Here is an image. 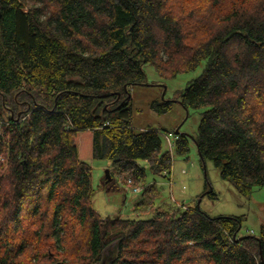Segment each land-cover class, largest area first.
<instances>
[{"label": "trees", "instance_id": "16d2710c", "mask_svg": "<svg viewBox=\"0 0 264 264\" xmlns=\"http://www.w3.org/2000/svg\"><path fill=\"white\" fill-rule=\"evenodd\" d=\"M144 64L162 78L204 64L178 97L202 110L200 158L245 197L264 187V0H0V264H96L114 242L110 264H264V225L238 236L242 216L92 206L89 160L129 166L135 184L140 161L172 171L160 132L133 127ZM174 134L187 157L190 136Z\"/></svg>", "mask_w": 264, "mask_h": 264}, {"label": "rangeland", "instance_id": "374dc122", "mask_svg": "<svg viewBox=\"0 0 264 264\" xmlns=\"http://www.w3.org/2000/svg\"><path fill=\"white\" fill-rule=\"evenodd\" d=\"M203 69L204 64L195 71L181 73L175 78H162L151 65H143L145 83L129 87L133 127L137 131L155 129L160 132L163 147L171 151L173 156L172 174H168V177L165 173L155 175L145 162L140 161L139 165L146 168V178L143 179L144 183L142 181L136 185L144 186V189L140 193H130L125 191V186L128 185V178L125 176L128 174L129 166L122 171L119 164L113 161L89 160L92 167L91 203L102 219L108 216L142 218L153 209V205L161 207V215L167 211L173 212L176 209L184 211L198 206L211 217L242 216L243 225L238 236L260 233L264 225V187H255L252 194L245 197L238 193L228 180L221 177L220 170L210 160L203 164L192 139L198 134L202 110L192 108L187 110L178 100L180 92L198 78ZM163 100L173 101L171 111L160 114L151 108L154 101ZM164 130L172 132L169 136L171 142H174V133L177 130L190 136V152L187 157L174 154L165 137L168 133ZM106 169H109L112 182L106 181ZM140 181L141 179L138 182ZM212 191L214 196L209 194ZM116 255L117 242H114L103 251V259L96 264H110Z\"/></svg>", "mask_w": 264, "mask_h": 264}, {"label": "built area", "instance_id": "2783aa9c", "mask_svg": "<svg viewBox=\"0 0 264 264\" xmlns=\"http://www.w3.org/2000/svg\"><path fill=\"white\" fill-rule=\"evenodd\" d=\"M5 123L3 122V121H0V134H1V131H2V125H4ZM171 134H168V135H165V137H166V140H167V142H168V144H169V147H170V149H172L173 150V148H174V142H171V140L169 139V136H170ZM176 138H177V136L175 135V140H176ZM174 140V141H175ZM184 173H185V171H183ZM172 174V173H171ZM127 183H128V185L127 186H125V191L126 192H130V193H140V192H142L143 191V189H144V186H138V185H136L135 183H134V181H133V179L132 178H128V180H127ZM170 185L172 186L173 185V179H171L170 180ZM174 200V199H173ZM175 201V200H174ZM176 202V201H175ZM185 209H187V208H185Z\"/></svg>", "mask_w": 264, "mask_h": 264}, {"label": "water", "instance_id": "95a60500", "mask_svg": "<svg viewBox=\"0 0 264 264\" xmlns=\"http://www.w3.org/2000/svg\"><path fill=\"white\" fill-rule=\"evenodd\" d=\"M176 132H179L178 130ZM105 178L107 182H112L113 178L111 177L110 173H109V169H107L105 171ZM109 190V189H108Z\"/></svg>", "mask_w": 264, "mask_h": 264}, {"label": "bare ground", "instance_id": "6f19581e", "mask_svg": "<svg viewBox=\"0 0 264 264\" xmlns=\"http://www.w3.org/2000/svg\"><path fill=\"white\" fill-rule=\"evenodd\" d=\"M107 170V169H106Z\"/></svg>", "mask_w": 264, "mask_h": 264}]
</instances>
